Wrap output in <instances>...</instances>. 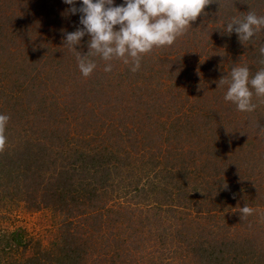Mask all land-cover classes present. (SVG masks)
Instances as JSON below:
<instances>
[{"label":"rangeland","instance_id":"374dc122","mask_svg":"<svg viewBox=\"0 0 264 264\" xmlns=\"http://www.w3.org/2000/svg\"><path fill=\"white\" fill-rule=\"evenodd\" d=\"M212 2L171 47L142 58L139 71L121 62L114 83L73 97L81 72L63 40L82 28L80 14L63 0H0V114L10 116L0 150L3 250L19 228L56 256L74 237L77 264H264V189L248 185L256 213L245 220L235 191L245 167L264 175V104L254 96L255 111H237L217 83L236 66L251 75L264 68V29L245 44L225 32L233 17L264 15V0ZM89 39L76 50L87 54ZM96 147L99 192L89 197L76 154L90 157ZM45 153L55 163L42 165ZM202 162L210 163L204 171ZM64 182H72L69 196L56 189ZM43 201L49 207L37 211ZM12 253L0 263L16 261L20 252Z\"/></svg>","mask_w":264,"mask_h":264},{"label":"clouds","instance_id":"9594fccd","mask_svg":"<svg viewBox=\"0 0 264 264\" xmlns=\"http://www.w3.org/2000/svg\"><path fill=\"white\" fill-rule=\"evenodd\" d=\"M72 6L68 11L80 15L82 28L65 33L64 47L76 53L79 71L87 78L96 69L97 64L90 57H100L107 62L106 73L113 71V60H119L130 66V71L136 73L141 68L143 56L155 48L171 47L178 37L184 35L191 24L204 13L212 0H124L120 6H115V0H63ZM80 3L77 8L75 5ZM119 26V30H116ZM264 29V15H257L250 10L243 18L233 17L225 27V32L231 35L235 32L242 44L251 41ZM88 36L87 54L76 50L82 39ZM264 64V44L259 47ZM218 88L227 85L224 95L226 102H231L240 112H253L257 104H264V68L254 75L247 66L233 67L229 77H222ZM10 116L0 114V150H3L7 137L6 127ZM259 135L264 137V127H259ZM242 220L256 213V209L246 203L240 207ZM264 222V215L261 216ZM251 226V225H250Z\"/></svg>","mask_w":264,"mask_h":264},{"label":"trees","instance_id":"16d2710c","mask_svg":"<svg viewBox=\"0 0 264 264\" xmlns=\"http://www.w3.org/2000/svg\"><path fill=\"white\" fill-rule=\"evenodd\" d=\"M79 3V2H78ZM81 4H78V7H80ZM81 15V14H80ZM79 15V16H80ZM74 20V22H76L78 19L76 18H72ZM26 20L28 21H32L31 24L34 21L39 22L34 15H30ZM143 58H147L148 60V54L143 56ZM167 58V57H166ZM166 58H161V59H166ZM168 60H171L169 57L167 58ZM102 60V59H101ZM151 61V64L153 62L152 58L150 57L149 62ZM113 63V61H111ZM148 62V61H147ZM104 63L106 64V62L104 61ZM121 64V61L119 60H115V63L113 64V70H115V67L117 68L119 65ZM148 66V65H147ZM104 72V73H102ZM113 72V71H112ZM110 72V73H112ZM100 75H99V74ZM108 74L104 71L103 68H100L99 66L96 67V72L94 75H90L88 78H83L84 77L81 73L80 77L78 80H72L71 82L73 83V86L71 88L70 94L73 97H78L79 94H87V91H89V89H96V87L101 86L102 85H109L114 83L115 78L113 75ZM108 74V75H107ZM198 89L200 90H205L204 88L198 86ZM202 144V143H201ZM201 144L198 145H194L197 147H202ZM93 155L89 156H85L84 154L80 153V154H76V159L77 161L81 164V167L77 170L79 171V173L77 174L79 178H84L83 183L84 184V188L86 189L85 192H87L89 194V197H95V192H99L98 189V185L95 182V179H97L100 176L98 175L96 172H94V170H92L94 167L98 166L99 163L95 162V160L98 157H101V152L100 150H98V147L95 148V150H93ZM208 152V151H206ZM100 153V154H98ZM72 156V153H71ZM91 159L90 163H88V160ZM50 153L48 154H43V158H42V165H49L52 163H55V161L50 160ZM95 162V163H94ZM210 166L209 162H202L201 163V167L202 170L204 171L206 167ZM113 168L116 170V168L113 166ZM7 169H9L7 167ZM11 170V169H10ZM250 170V171H249ZM253 167H249L248 169L245 167L244 169V174L242 177L243 178L242 181H240V183H238L237 189H235V191L237 192V201L242 202L244 206L248 200L250 199V197H245L247 196L248 193V185L249 184H253V183H257V187L259 192H261L264 189V175H260V173H257V171H252ZM213 171V170H212ZM249 174V175H247ZM19 175V174H17ZM247 175V176H246ZM36 177V176H35ZM26 179V177H25ZM207 180H210V178H208ZM82 182V181H81ZM66 184L65 187H60V186H56V189H58L59 191L63 192V195L69 196L70 188H71V183L72 182H64ZM206 183H209V181H207ZM30 184V183H29ZM216 184H219V186H221V182L219 180V182L217 181ZM247 189V190H246ZM251 191L254 192L255 188H249ZM57 190V192H58ZM247 191V193H246ZM252 193V192H251ZM74 194V198L77 201L78 197H82V193L80 192H73L71 195ZM88 194H84L83 197H87ZM147 194V193H146ZM70 195V196H71ZM95 195V196H94ZM5 197V196H4ZM148 197V196H147ZM146 197V198H147ZM73 200V199H72ZM43 203L45 204L43 207L41 205H37V211L40 210H44L45 207H49L47 204V202L43 201ZM67 206V203H66ZM24 229H19L17 228V230L12 233L10 236L12 238V240H10V236H5V241L6 244L8 246L9 249H5L3 250L4 246L2 245L3 240L0 242V252L2 251L3 254H0V259L6 257V256H15V254H13L12 252L15 251V253L20 252V254H18L17 260L14 261L15 259H11L9 260V263L7 264H77V261L79 259L80 256H77L76 254L78 253L79 249H72V247H70V243L68 242L70 239L74 240L75 238L73 237H68L66 238L64 241V244L62 247H60V255L56 256L54 255L50 250L45 251L43 250L42 246L39 244V242H37L36 244H32L30 239H26V237H28L24 232ZM62 240L60 241H54V245L55 246H59ZM77 241V240H76ZM74 241V242H76ZM3 246V247H2ZM13 247H15V249L13 250ZM22 250V251H21ZM68 252V253H67ZM16 258V257H15ZM3 264V263H0Z\"/></svg>","mask_w":264,"mask_h":264}]
</instances>
